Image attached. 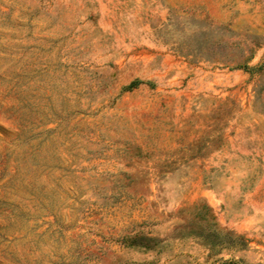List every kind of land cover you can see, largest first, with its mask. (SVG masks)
Segmentation results:
<instances>
[{
  "label": "rangeland",
  "instance_id": "obj_1",
  "mask_svg": "<svg viewBox=\"0 0 264 264\" xmlns=\"http://www.w3.org/2000/svg\"><path fill=\"white\" fill-rule=\"evenodd\" d=\"M247 60L264 0H0V264H264Z\"/></svg>",
  "mask_w": 264,
  "mask_h": 264
},
{
  "label": "trees",
  "instance_id": "obj_2",
  "mask_svg": "<svg viewBox=\"0 0 264 264\" xmlns=\"http://www.w3.org/2000/svg\"><path fill=\"white\" fill-rule=\"evenodd\" d=\"M235 68L244 69L245 71L249 72L250 74L259 73V72L264 70V61L260 65L251 66V65H249V62L247 60V61H244L243 63L238 64ZM141 82L142 81H140V80H134L127 86V89H132V88L138 86ZM262 110L264 111V106H263ZM224 264H237V263L234 261H227Z\"/></svg>",
  "mask_w": 264,
  "mask_h": 264
}]
</instances>
